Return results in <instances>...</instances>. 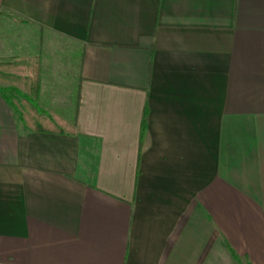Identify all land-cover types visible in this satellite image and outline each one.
<instances>
[{"label":"crops","instance_id":"1","mask_svg":"<svg viewBox=\"0 0 264 264\" xmlns=\"http://www.w3.org/2000/svg\"><path fill=\"white\" fill-rule=\"evenodd\" d=\"M0 10V61L40 56L39 106L75 127L0 94V264H264V0Z\"/></svg>","mask_w":264,"mask_h":264},{"label":"trees","instance_id":"2","mask_svg":"<svg viewBox=\"0 0 264 264\" xmlns=\"http://www.w3.org/2000/svg\"><path fill=\"white\" fill-rule=\"evenodd\" d=\"M0 14H5L0 10ZM7 15V14H5ZM40 56L18 57L0 61V94L11 107L16 120L29 131H49L72 135L74 122L44 113L38 104L40 90ZM18 90L11 96L9 90ZM146 111L142 114V127ZM224 247L236 264H244L242 258L224 242Z\"/></svg>","mask_w":264,"mask_h":264},{"label":"rangeland","instance_id":"3","mask_svg":"<svg viewBox=\"0 0 264 264\" xmlns=\"http://www.w3.org/2000/svg\"><path fill=\"white\" fill-rule=\"evenodd\" d=\"M63 54H61L60 56L64 59V60H66V59H68V62L70 61V59H72V63H74V59L76 58V56L75 55H71V54H69L68 52H62ZM67 61V60H66ZM68 69H71V67L70 68H68ZM71 79H72V75H70L69 76V79H68V81L69 82H71ZM63 84V83H62ZM70 84V85H69ZM0 85H2V84H0ZM3 86V85H2ZM67 86V88L66 87H64V88H66V90H69L68 92V94L67 95H65V98H64V101H66V102H64V104H65V107H60V109H58L59 110V112H57V113H59L60 115H62L63 113H69L70 112V110H71V107H72V105H73V101H74V99L72 98V95L73 94H71V90H72V83H68V85H66ZM66 90H64V91H66ZM9 93L11 94V96H18V90L17 89H15L14 91H12V90H9ZM39 104V103H38Z\"/></svg>","mask_w":264,"mask_h":264}]
</instances>
